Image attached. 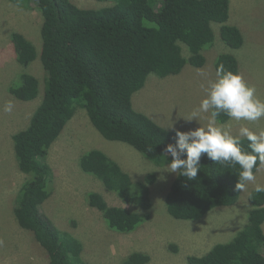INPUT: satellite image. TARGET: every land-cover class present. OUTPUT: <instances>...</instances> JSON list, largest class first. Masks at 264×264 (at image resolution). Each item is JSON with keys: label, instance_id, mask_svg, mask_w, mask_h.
I'll use <instances>...</instances> for the list:
<instances>
[{"label": "trees", "instance_id": "obj_1", "mask_svg": "<svg viewBox=\"0 0 264 264\" xmlns=\"http://www.w3.org/2000/svg\"><path fill=\"white\" fill-rule=\"evenodd\" d=\"M10 1L26 8L34 4L42 14L40 56L46 71L42 102L30 124L13 135L18 166L27 176L16 198V217L46 249L50 264H88L82 256V241L42 212V204L50 196L48 182L55 176L44 158L63 128L78 108H84L106 138L132 145L156 165L168 164L167 144L176 142V130H187L167 128L135 109L133 95L146 85L150 74H179L188 63L203 67L207 61L204 49L216 38L214 23L221 24L220 36L233 49L241 48L245 37L240 26L229 21L231 0H161L159 7L158 0H100L112 2L101 8H85L73 0ZM180 41L188 45L189 57L184 56ZM12 42L22 65L38 57L35 44L22 32L14 31ZM221 65L240 72L233 53L219 54L216 69ZM20 78L11 93L20 100L35 99L39 78L29 72ZM228 120L223 114L218 117L220 122ZM248 143L242 140L244 147ZM80 164L126 202L145 210L152 207L156 174L134 181L116 160L97 148L85 153ZM239 171L238 165H221L202 155L197 179L176 174L166 195L168 211L179 219L199 220L218 206L235 204L241 193L236 188ZM87 198L116 231H134L146 219L139 212L110 205L97 191L89 192ZM249 200L248 222L237 235L201 256H189L190 264H264V193L253 189ZM150 261L149 254L136 251L123 264Z\"/></svg>", "mask_w": 264, "mask_h": 264}, {"label": "rangeland", "instance_id": "obj_2", "mask_svg": "<svg viewBox=\"0 0 264 264\" xmlns=\"http://www.w3.org/2000/svg\"><path fill=\"white\" fill-rule=\"evenodd\" d=\"M73 1L85 8L112 4L100 0ZM231 3L230 22L241 27L244 45L237 49L228 46L220 36L221 24L214 23L216 38L212 46L204 49L206 64L196 67L188 63L181 73L166 77L150 74L146 85L133 95L135 109L167 128L196 129L199 123L185 118L204 98L207 81L216 78V59L225 52L237 56L239 73L264 99V0H231ZM161 4L158 0L156 5ZM43 21L34 4L26 8L10 0H0V264H50L46 249L16 217V198L27 176L18 166L13 141V135L30 124L44 97L46 71L40 56ZM14 31L22 32L38 50V57L27 66L18 62L12 42ZM180 45L184 56L189 57L188 45L182 41ZM198 70H203L206 76L198 75ZM23 72L39 78L40 91L33 100H20L10 91L21 82ZM9 101L14 104L11 113L3 110ZM204 116L206 114H202L201 124L206 123ZM220 123H230L234 133L241 125L253 131L264 129V118L256 122L228 120ZM95 148L116 160L134 181L144 180L148 173L156 174V182L151 186L150 209L126 202L101 179L82 169L81 157ZM44 160L53 168L55 176L48 182L50 196L42 204V212L60 229L82 241V256L88 264H123L124 259L136 251L151 256L148 264H190L189 256H201L215 244L233 239L247 224L252 208L249 194L254 185L249 183L233 205L218 206L199 220L174 217L168 211L166 195L177 173L168 171L167 164L156 165L128 143L106 138L93 125L84 108H78ZM255 175L256 182L264 184V166H260ZM91 191L103 194L110 205L139 212L146 219L128 233L110 228L104 214L89 204L87 194ZM261 251L264 253V247Z\"/></svg>", "mask_w": 264, "mask_h": 264}, {"label": "clouds", "instance_id": "obj_3", "mask_svg": "<svg viewBox=\"0 0 264 264\" xmlns=\"http://www.w3.org/2000/svg\"><path fill=\"white\" fill-rule=\"evenodd\" d=\"M198 75L206 76L203 70H198ZM204 91V98L185 118L188 121L195 119L200 126L186 132L176 130V142L167 144L164 150L166 156H171L166 168L188 180H195L201 157L206 154L214 163L233 168L239 166L238 190L243 191L252 183L256 193H264V184L257 183L255 175L260 166H264V129L253 131L241 125L234 133L230 123L218 121L223 114L236 122H256L264 118V99L242 74L226 70L223 65L217 69L216 78L207 81ZM13 108L14 104L9 101L3 110L11 113ZM202 114H206L205 124L200 123ZM244 139L249 142L247 147L242 144Z\"/></svg>", "mask_w": 264, "mask_h": 264}, {"label": "crops", "instance_id": "obj_4", "mask_svg": "<svg viewBox=\"0 0 264 264\" xmlns=\"http://www.w3.org/2000/svg\"><path fill=\"white\" fill-rule=\"evenodd\" d=\"M233 6H232V3H231V10H232ZM231 18V16H230ZM230 21V20H229ZM238 25V24H237ZM239 26V25H238ZM241 28V27H240ZM174 128H181V127H174ZM187 130V129H186ZM188 131V130H187Z\"/></svg>", "mask_w": 264, "mask_h": 264}]
</instances>
